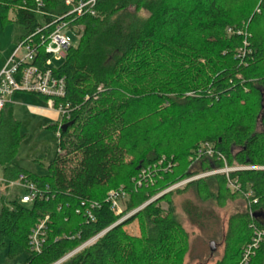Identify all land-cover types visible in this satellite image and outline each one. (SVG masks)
Instances as JSON below:
<instances>
[{"label":"trees","instance_id":"16d2710c","mask_svg":"<svg viewBox=\"0 0 264 264\" xmlns=\"http://www.w3.org/2000/svg\"><path fill=\"white\" fill-rule=\"evenodd\" d=\"M133 6L149 15L134 16ZM68 10L64 0H0V20L20 26L16 43H34V63L40 66L48 56L53 21ZM67 19L82 29L54 70L66 81V93L56 103L69 107L49 125L59 133V146L47 174L14 163L23 138L21 121L9 103L0 112V174L13 180L23 173L43 193L28 204L20 202L19 193L0 194V247H7L10 258L27 251L26 264H56L108 229L58 264L174 262L185 252L187 234L171 207L165 211L159 204L169 200V193L118 223L121 215L107 201L108 188L125 184L129 208H138L180 180L251 165L230 172L240 186L236 193L220 173L186 185L204 198L238 195L245 202L232 218L226 253L215 264H264V241L243 262L256 230H264V168L254 167H264V0H97L95 15ZM245 30L252 34L247 37L252 53L242 60L236 50ZM201 142L213 146L212 156H197ZM164 154L174 155L176 164L156 172L153 185L129 183ZM84 201L98 202L93 219ZM185 209L192 222L201 223L191 203ZM46 216L43 249L31 252L29 235ZM134 219L141 221L140 236L125 228Z\"/></svg>","mask_w":264,"mask_h":264},{"label":"rangeland","instance_id":"374dc122","mask_svg":"<svg viewBox=\"0 0 264 264\" xmlns=\"http://www.w3.org/2000/svg\"><path fill=\"white\" fill-rule=\"evenodd\" d=\"M131 13L137 17H145L148 16V12L144 9L136 10L133 7H130ZM9 19H14V13L10 12ZM227 35H232L231 32L228 31ZM21 32L20 26L14 21L3 23L0 20V67L4 65L7 59L12 55L13 50L17 46L16 37ZM239 32V31H238ZM241 34H243V31ZM252 36L251 33H248L245 30L244 37L241 46H239L236 50V58L239 59L238 54L246 51V53H252V48L250 47V41L248 38ZM248 37V38H247ZM78 39L75 36H72V42L74 46L76 45ZM64 58H61L58 61H55L53 64L55 66H59L63 63ZM24 93V92H17ZM15 93L13 96L19 97L18 94ZM32 95L30 97H37L42 102V105H46L47 100L40 97L36 94L26 93ZM12 96V97H13ZM31 99V98H30ZM26 100V99H25ZM22 102L23 104L15 105L16 111L15 114L21 122V134L23 138L19 145V149L17 155L14 159V163L18 166H21L24 169H27L33 173L38 175H45L48 172V163L52 161L57 154L58 151V134L57 131L49 127V125L55 123L53 119L44 115L32 114L29 111V104L31 100ZM21 108V111L17 110ZM59 117L58 120H60ZM261 129V125L258 122L256 126V130L259 131ZM206 142H201L198 147L203 145ZM197 148V153H198ZM234 152H236L234 150ZM198 156V154H197ZM164 161L159 165L156 171L153 170V174L156 172H160L164 169H169L168 167L174 166L176 163L174 162V155L164 154ZM200 157V156H199ZM192 157H190L191 159ZM129 158L128 160H130ZM167 163V165H165ZM166 168H165V167ZM195 169L199 168V163L194 165ZM251 165L241 166H224L220 168V174L226 176L227 179V187L233 193L234 191H239V188H236L231 185L230 180L233 181L230 177V172L237 170L250 169ZM257 169L264 168L262 166H254ZM0 171H3L2 169ZM152 173V172H150ZM153 174H150L152 177ZM145 176V175H144ZM138 176L130 177V184L134 186H139ZM10 179L4 177L2 173L0 174V194L6 196H12L15 193H22V189L19 186H9L6 181ZM14 180V179H13ZM189 182L188 180H180L175 184H172L170 187L164 189L159 192L155 196L151 197L148 201L144 202L138 208H129L130 196L129 193L124 189L125 184H121L118 188L111 187L106 191V196L111 191H120L124 192L118 199V209L115 211L117 215H121L119 221L128 219L134 213L144 208L151 202H154L157 198L161 197L164 193H169V200L163 199L159 204L162 208L167 211L169 207H171L172 213L175 217L181 222L184 231L187 234L186 239V248L185 252L177 253L174 262H169L167 264H215L223 259L226 250H227V238L230 235L231 230V221L232 218L242 212L244 209L245 202L241 196H225L217 199L215 196L204 198L197 191V188L193 185H186ZM155 183V181H154ZM154 183L148 184L153 185ZM129 184V185H130ZM144 185H147L144 183ZM211 189L214 193L217 192L218 185L213 183ZM236 193V192H234ZM189 202L191 203L200 213L201 223H194L190 219L188 212L185 209V204ZM262 218H264V213L262 214ZM118 221V222H119ZM141 221L139 219H134L130 223H128L125 228L126 230L134 235L140 236L142 233ZM214 243V249L211 250L210 243ZM81 247V246H80ZM77 248L75 251L80 249ZM245 248V247H244ZM243 248V249H244ZM75 251L68 254V256L72 255ZM29 253L24 251L23 253L17 255L14 258H10L8 255L7 247H0V264H26ZM180 259V260H179Z\"/></svg>","mask_w":264,"mask_h":264},{"label":"built area","instance_id":"2783aa9c","mask_svg":"<svg viewBox=\"0 0 264 264\" xmlns=\"http://www.w3.org/2000/svg\"><path fill=\"white\" fill-rule=\"evenodd\" d=\"M66 5L69 6V10L62 16H57L53 21V28L51 29L45 45V52L48 55L42 66L34 63L37 57V48L29 40L20 42L17 44L12 52V55L7 59L3 67L0 69V112L4 110L6 105L10 103L12 96L17 92L31 93L36 95L45 96L47 104L50 108L56 110L59 115H66L68 113V104L56 103V99L64 97L66 93V81L64 77H58L55 75L54 70L57 66L53 63L66 57V54L70 47L74 45L72 42V36L79 39L81 35L82 26L73 25L71 20H68L69 16H82L85 14L95 15L97 0H64ZM229 32L232 30L229 28ZM242 32H238L241 34ZM246 51L238 54V57L243 60ZM59 135V133H57ZM198 156L206 154L212 156L214 154L213 146L206 142L198 149ZM164 161L160 160L158 163H154L144 168L138 179L139 186L145 184H151L155 181V174L158 166ZM252 168V167H251ZM250 168V169H251ZM152 172V173H150ZM224 172L220 169H213L196 176H193L188 181L194 180L199 177L212 175L216 173ZM150 174H153L151 177ZM145 175V176H144ZM11 187L19 186L22 189L20 194V202L28 204L32 203L37 197L42 198L43 193L38 186L29 180L25 174H20L17 179L6 181ZM232 186L239 188L236 181H231ZM252 193L248 192L247 196ZM124 195L122 190L111 191L107 195V201L111 203V207L114 211L118 209V199ZM257 202V199H254ZM82 206L86 209V215L89 218H94L92 210L99 206L98 202H82ZM79 212V209L77 210ZM49 216H46L44 220L38 223L31 231L29 235V249L31 252L40 253L43 249L44 243L47 238V222ZM102 233L92 237L86 241L80 248L88 246L94 243ZM264 241V230H256L255 235L252 238V242L246 247L243 257V262L247 261L254 250ZM65 256L56 264L67 258Z\"/></svg>","mask_w":264,"mask_h":264},{"label":"crops","instance_id":"0c3cea01","mask_svg":"<svg viewBox=\"0 0 264 264\" xmlns=\"http://www.w3.org/2000/svg\"><path fill=\"white\" fill-rule=\"evenodd\" d=\"M5 64V63H4ZM3 67V65L0 67V69ZM18 94V96L19 97H17V99H16V97H12L11 98V100H10V107L12 108V110H13V115H14V117L16 118V119H18V120H20L19 119V117H17L16 116V114H15V111H16V107H15V105L17 104V105H22L23 103L22 102H24L23 101V99L25 100V101H28V100H31V103L29 104V111L32 113V114H38V115H44V116H47V117H50L51 119H53L55 122H57L58 121V119H59V117H60V115H59V113L56 111V110H54V109H52V108H50L49 106H48V104L46 103V105H42V101L39 99V98H37V97H35V96H33V97H30V96H32V95H29V94H26V93H17ZM31 98V99H30ZM17 110H19V111H21V108H19L18 109V107H17ZM21 121V120H20ZM22 122V121H21Z\"/></svg>","mask_w":264,"mask_h":264},{"label":"water","instance_id":"95a60500","mask_svg":"<svg viewBox=\"0 0 264 264\" xmlns=\"http://www.w3.org/2000/svg\"><path fill=\"white\" fill-rule=\"evenodd\" d=\"M262 216H263V215H262ZM124 220H126V218H125ZM124 220H121V221H119L118 223H121V222H123ZM118 223H117V224H118ZM107 230H108V229H107ZM107 230H105V231H107ZM105 231H104V232H105ZM104 232H103V233H104ZM103 233H102V234H103ZM210 248H211V250L214 249V243H213V242L210 243Z\"/></svg>","mask_w":264,"mask_h":264}]
</instances>
